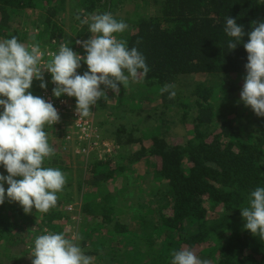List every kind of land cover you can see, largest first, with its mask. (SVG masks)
<instances>
[{
    "label": "trees",
    "instance_id": "trees-1",
    "mask_svg": "<svg viewBox=\"0 0 264 264\" xmlns=\"http://www.w3.org/2000/svg\"><path fill=\"white\" fill-rule=\"evenodd\" d=\"M69 5L72 22L64 19ZM103 13L128 25L117 39L137 47L150 70L119 92L100 86L105 96L90 110L93 118L110 111L102 139L112 149L87 155L85 176L79 170L73 178L64 164V127L45 126L55 156L44 166L59 168L68 184L46 214H25L7 199L0 205V264H32L38 234L65 235L70 219L62 208L73 203V182L77 193L87 189L80 247L87 245L97 264H169L183 248L213 264H264V240L244 229L240 210L252 190L264 187V117L240 101L247 53L243 44L229 50L223 30L228 16L249 32L264 21V0H0V40L15 36L28 46L29 38L44 60L62 44L84 56L77 41L92 34L76 17ZM86 69L81 62L77 72ZM188 77L195 82L176 89ZM43 79L46 89L34 80L30 91L60 107L66 97L53 96L46 71ZM165 85L174 86L175 98L161 93ZM174 126L185 133L174 137ZM0 173L7 175L2 167Z\"/></svg>",
    "mask_w": 264,
    "mask_h": 264
},
{
    "label": "clouds",
    "instance_id": "clouds-1",
    "mask_svg": "<svg viewBox=\"0 0 264 264\" xmlns=\"http://www.w3.org/2000/svg\"><path fill=\"white\" fill-rule=\"evenodd\" d=\"M92 35L78 44L85 55L62 44L51 58L38 44L30 47L15 36L0 40V205L5 200L18 203L25 214H46L57 205L58 193L66 184V176L55 167H45V161L55 156L45 126L56 124L60 116L51 102L32 94L33 81H40L46 89L43 71L51 75L55 85L53 96L75 98L79 118L91 114L90 107L105 96L100 86L119 92L131 83H138L139 73L147 75L149 66L137 47L129 48L116 34L128 25L111 13L81 19ZM224 33L229 38L227 47L233 50L239 44L247 53L246 75L240 91V101L250 107L257 117H264V21L253 22L249 32L236 19L226 17ZM247 36V42L244 37ZM81 62L87 66L83 74L77 72ZM161 93L168 98L176 96L173 85H165ZM7 185V188H5ZM244 229L264 240V187H256L248 195V206L240 209ZM31 256L32 264H93L92 257L63 233H45L36 237ZM169 264H210L189 248L171 253Z\"/></svg>",
    "mask_w": 264,
    "mask_h": 264
},
{
    "label": "rangeland",
    "instance_id": "rangeland-1",
    "mask_svg": "<svg viewBox=\"0 0 264 264\" xmlns=\"http://www.w3.org/2000/svg\"><path fill=\"white\" fill-rule=\"evenodd\" d=\"M73 7L72 6H68L65 9V13H64V19L66 22H72V15H73ZM125 10H132V6L131 5H127L125 7ZM125 13H123V17H125ZM15 27H19L21 28V24L20 26L15 25ZM33 31L30 32V30L27 31V36L29 37L32 34ZM27 40V39H26ZM30 40L28 38V40L26 41L28 46L30 47L31 45L35 44L33 43V41ZM43 42V41H42ZM38 44V43H37ZM40 45H42V43H40ZM79 46V45H78ZM74 51V50H73ZM48 60V57L45 58V61ZM197 80L198 79H203V77H196ZM195 82V78L192 77H188V78H184L181 80V82H179L178 86L176 87L179 89H184V88H189L192 83ZM176 89H174L176 91ZM110 112L108 110V108H104V111L102 112H97L96 114H94V118H93V112H91L92 116H91V120H92V126L94 131L96 132V135H98V145L97 146H88L86 144L85 148H81V149H77L76 148V144H74V142L71 143H66L63 144V147L68 151L69 153V158L67 157V155H64V164L66 165V167L71 170L73 172V178H76L78 175L79 170H82L83 176L86 175L85 171V164L87 163V159L85 157H87V154H89L90 152H92L94 155H97L98 158L102 157L103 154H109V152L112 149V141L110 139H102L105 135V133H103V130L105 128H108L110 123L107 121V113ZM95 113V112H94ZM107 121V122H106ZM115 122V120H114ZM99 123L104 125V123H106L104 126H102V128L99 127ZM64 131L69 134V136L71 138H73L75 136L74 131L72 130V128L69 125H65L64 124ZM186 129L185 127L182 128V126H174L172 127V131L171 134L176 137V136H181L185 133ZM63 136V135H62ZM99 138H101L102 140H100ZM105 138V137H104ZM65 152H63V154H65ZM92 154V155H93ZM66 184H68V182H66ZM68 190L72 193L73 196V203H70L66 206H64L62 209L64 210V212L66 213L67 216H69L70 219V223L67 225L66 231H65V236L68 239L73 240L74 242H76L77 244H79L80 246V239H81V233H80V228L84 227L83 224V220L80 216V207L82 206L85 196H86V191L87 189L85 187L82 188L81 193H77V188L75 186V182L72 183L71 188H68ZM85 194V196H84ZM37 226H34L33 230H36ZM45 233H49V232H45ZM44 233V234H45ZM42 235V234H38L37 236ZM84 250V252H86L88 250L87 245L85 246V248H82ZM199 257L203 258V259H207L209 260L210 264H213V262L211 261L210 258H208L206 255H200ZM93 264H97L95 259H92Z\"/></svg>",
    "mask_w": 264,
    "mask_h": 264
},
{
    "label": "built area",
    "instance_id": "built-area-1",
    "mask_svg": "<svg viewBox=\"0 0 264 264\" xmlns=\"http://www.w3.org/2000/svg\"><path fill=\"white\" fill-rule=\"evenodd\" d=\"M81 50L83 51V53H85L83 47H81ZM64 96L66 97V99L60 100V107L54 105V102L51 98H49L48 95L44 96V99L46 101L51 102L54 105L60 116L59 121L53 126H60L63 128L64 124L69 125L74 131L75 136L71 138L69 134H67L65 137H63V139L67 143L74 142V144H76L77 149L85 148L86 144L88 146H97L98 135H96V132L94 131L92 126V114H90L87 118H79L75 111L76 104H73L72 97H68L66 95ZM92 152H90L89 154H91Z\"/></svg>",
    "mask_w": 264,
    "mask_h": 264
}]
</instances>
